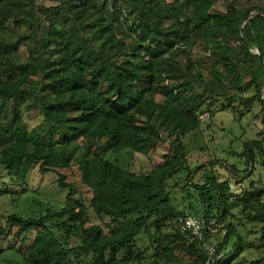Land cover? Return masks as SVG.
<instances>
[{"label": "trees", "instance_id": "trees-1", "mask_svg": "<svg viewBox=\"0 0 264 264\" xmlns=\"http://www.w3.org/2000/svg\"><path fill=\"white\" fill-rule=\"evenodd\" d=\"M38 1L0 0V187L17 196L32 171L52 173L66 201L4 218L0 255L15 251L23 264H205L211 243L222 254L211 264L243 262L252 231L264 239V181L233 194L213 170L199 179L213 162L192 168L184 140L208 115L241 126L258 106L262 138L231 154L243 169L225 168L238 184L256 161L264 168V0L243 9L230 0L224 9L219 0ZM194 49L211 68L197 67ZM29 109L42 118L35 127ZM163 144L148 172L107 157L149 158ZM74 167L87 198L65 182ZM188 216L205 219L203 240L185 229Z\"/></svg>", "mask_w": 264, "mask_h": 264}, {"label": "rangeland", "instance_id": "rangeland-1", "mask_svg": "<svg viewBox=\"0 0 264 264\" xmlns=\"http://www.w3.org/2000/svg\"><path fill=\"white\" fill-rule=\"evenodd\" d=\"M224 0H219L217 3L218 9H224ZM239 8L243 9L251 5L249 0H230ZM39 3L45 5L54 4L53 2H46L39 0ZM193 58L197 62L198 68L209 69L213 65V60L209 56L201 57L198 54V50L192 51ZM28 57V53L24 47L19 51V59L25 60ZM259 107L256 106L252 115L243 119L242 125H238L233 121L232 116L227 113L214 114L212 116H206L202 122L201 129L188 135L185 138V144L188 148V160L192 168L206 163L213 162V168L207 167L199 178H204L205 175L213 170L220 178V180H229L230 188L233 194H241L242 191L247 190L249 185L255 184L263 186L264 181V168L256 161L255 172L252 177L245 179L242 183H235L230 179V175L225 168V164H235L238 169H243L245 166L242 160L237 155H231L233 152L242 151V141L255 138H262L259 134L255 123L259 120ZM42 118L37 111L29 109L25 114V121L29 126L35 127L41 123ZM239 139V140H238ZM167 145H158L157 151L152 152L151 156L145 157L141 154L134 153L130 150H124L117 154H110V160L116 161L124 169H129L132 172H148L151 167L161 162L164 154L167 153ZM66 174L65 182L72 183L83 198L88 197V192L79 182L77 168L74 167L68 171H64ZM180 176V175H179ZM181 177V176H180ZM182 180L178 178L176 180ZM58 176L56 174L48 173L41 175L37 170L30 173L28 184L26 189L20 193V195H12L4 193L1 188L0 191V223H3L8 215L12 213L19 214L27 217L31 215H38L40 212H44L46 208L56 209L64 205L66 199L67 189H63L58 184ZM172 181V180H171ZM170 181V182H171ZM183 181L181 186H183ZM83 192V193H82ZM172 193L174 190H171ZM4 193V194H3ZM182 194V193H181ZM180 196V193L177 194ZM14 198V200L12 199ZM192 198L187 199V205L190 204ZM183 204L180 203V206ZM201 215V212H199ZM90 223H99L96 218L91 219ZM248 229V228H247ZM246 229V230H247ZM248 240L252 241L254 247L246 250L243 256V262L238 264H248L252 260H256L259 257L264 256V239L259 240V234L256 231L248 236ZM7 240L0 241V249L8 246ZM261 244L263 246H261ZM260 246V247H258ZM258 247V248H256ZM0 264H23L22 257L15 251H5L0 255Z\"/></svg>", "mask_w": 264, "mask_h": 264}, {"label": "built area", "instance_id": "built-area-1", "mask_svg": "<svg viewBox=\"0 0 264 264\" xmlns=\"http://www.w3.org/2000/svg\"><path fill=\"white\" fill-rule=\"evenodd\" d=\"M184 226L192 237L203 240L207 228L206 221L203 217L188 216L184 222ZM204 247L208 256L205 264H211L214 259L221 258L222 254H217V248L214 244L204 243Z\"/></svg>", "mask_w": 264, "mask_h": 264}]
</instances>
